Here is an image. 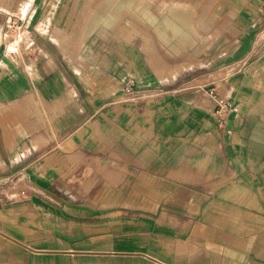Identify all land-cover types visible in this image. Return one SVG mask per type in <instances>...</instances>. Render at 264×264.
I'll list each match as a JSON object with an SVG mask.
<instances>
[{
	"label": "crops",
	"instance_id": "crops-1",
	"mask_svg": "<svg viewBox=\"0 0 264 264\" xmlns=\"http://www.w3.org/2000/svg\"><path fill=\"white\" fill-rule=\"evenodd\" d=\"M31 1L10 39L0 0V264H264V0L105 1L124 38Z\"/></svg>",
	"mask_w": 264,
	"mask_h": 264
},
{
	"label": "rangeland",
	"instance_id": "rangeland-1",
	"mask_svg": "<svg viewBox=\"0 0 264 264\" xmlns=\"http://www.w3.org/2000/svg\"><path fill=\"white\" fill-rule=\"evenodd\" d=\"M28 2L30 0H22V2ZM77 3H78V8L73 16V18L77 19V22L75 23V26H73L71 32H67V33H64V35L66 36H72V35H76L78 33V35L80 36V32L81 31H85L87 30L88 33L86 34H91L93 32V34L96 36H100V37H103L105 38L107 35H118L119 34V29H121V33L122 35L120 34V37L121 38H124L123 36V31L126 32V36L128 37V35H132L135 31V22L139 23V22H144L140 17H138L137 15H135L136 11H134V6L132 5L129 9H124L122 8L120 11H119V18L117 20V17L115 16L116 13H117V10L115 9H111L110 6H108L103 14H100L99 15V19L101 21H104V23L106 24L107 27H103V26H99L98 28L96 29H92V24H93V17L94 15L96 14L97 10H99V7H101L105 1H107L108 4H110V0H75ZM138 2H148V3H151V2H157L158 3V12L156 13L157 14V18L160 20H163V22L165 21V16H166V11L164 9L165 7V4L167 2H173L172 0H136ZM175 1H178V0H175ZM24 4V3H23ZM111 10V11H110ZM18 13H20L19 11L17 12H14L15 15H19ZM106 13V14H105ZM108 13V14H107ZM114 15L113 17L112 14ZM105 14V15H104ZM103 15V16H102ZM102 16V17H101ZM106 16V17H104ZM103 18V19H102ZM108 18V21L113 19L114 21H109L111 22L110 25L107 24V19ZM84 20L85 22H87L88 26L87 27H82L81 26V21ZM83 23V24H86V23ZM94 22H95V19H94ZM91 25V26H90ZM109 26V27H108ZM139 29V28H138ZM144 29H148V28H143V31ZM14 30H17L18 31V28H13V30L11 28H8L7 29V33L5 34L8 37H11L10 39L13 38V36L16 35V33L18 34V32H15ZM153 32L158 36L159 40L160 41H163L162 38L160 37V34L156 31V28L153 27ZM15 34V35H14ZM84 37H81V42H79V50H80V47L83 45L82 42L84 40ZM16 38V36H15ZM175 40L177 38H174ZM164 42V41H163ZM162 42V43H163ZM176 43V41H175ZM174 43V44H175ZM181 44L180 42L177 43V45ZM172 46L173 44H169V43H163L162 44V47L165 48L166 46ZM143 46H149V44H145L143 43ZM165 50V49H164Z\"/></svg>",
	"mask_w": 264,
	"mask_h": 264
},
{
	"label": "built area",
	"instance_id": "built-area-1",
	"mask_svg": "<svg viewBox=\"0 0 264 264\" xmlns=\"http://www.w3.org/2000/svg\"><path fill=\"white\" fill-rule=\"evenodd\" d=\"M31 4H32L31 0L26 2L25 4L26 6L24 5V11H21V13H18L19 15L13 14L8 17L4 34L7 33L8 28H11L12 30L13 28H16V29L18 28L19 32L17 30H14L15 32H18V34L16 33V35L15 34L14 35L16 36V38L20 37V35L22 34V24H23L22 15L24 14V12L26 14V12L30 9ZM263 39H264V32H263ZM124 89L131 91L133 89V82L130 80L127 81L124 86ZM207 93L209 94V96L215 103L214 113L217 115L219 123L221 125L226 124L230 113L237 112L238 107L232 104L231 102H229L228 100L220 97L217 94L216 89L213 85L208 86Z\"/></svg>",
	"mask_w": 264,
	"mask_h": 264
},
{
	"label": "bare ground",
	"instance_id": "bare-ground-1",
	"mask_svg": "<svg viewBox=\"0 0 264 264\" xmlns=\"http://www.w3.org/2000/svg\"><path fill=\"white\" fill-rule=\"evenodd\" d=\"M106 10H107V9H106ZM114 10H115V9H114ZM110 11H111V10H110ZM105 14H106V13H105ZM105 14H104V15H105ZM107 14H108V13H107ZM111 14H112V13H111ZM102 16H103V15H102ZM102 16H101V17H102ZM113 16H114V15L112 14L111 17H113ZM104 17H106V16H104ZM165 17H166V16H165ZM176 18H179V17H176ZM102 19H103V18H102ZM106 19H107V21H108V18H106ZM113 19H114V18H113ZM113 19H111V20L114 21ZM111 20H109V21H111ZM177 20H178V19H177ZM104 21H105V19H104ZM109 21L107 22V24L109 23L108 25H110L111 22H112V21H111V22H109ZM167 22H168V21H167ZM179 23H180V22H179ZM182 23H183V22H182ZM170 24H171V23H170ZM185 26H186V25H185ZM108 27H109V26H108ZM172 27H174V26L172 25ZM177 28H178V27H177ZM179 28H180V27H179ZM160 30H161V29H160ZM164 30H165V29H164ZM177 31H179V29H178ZM181 31H182V30H181ZM176 34H177V33H176ZM186 34H187V33H186ZM188 36H189V35H188Z\"/></svg>",
	"mask_w": 264,
	"mask_h": 264
}]
</instances>
